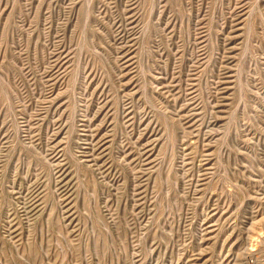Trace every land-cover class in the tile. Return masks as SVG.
<instances>
[{
	"label": "rangeland",
	"instance_id": "1",
	"mask_svg": "<svg viewBox=\"0 0 264 264\" xmlns=\"http://www.w3.org/2000/svg\"><path fill=\"white\" fill-rule=\"evenodd\" d=\"M0 264H264V0H0Z\"/></svg>",
	"mask_w": 264,
	"mask_h": 264
}]
</instances>
